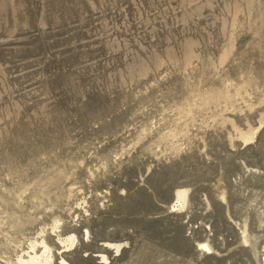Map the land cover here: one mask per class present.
<instances>
[{
	"label": "rangeland",
	"instance_id": "1",
	"mask_svg": "<svg viewBox=\"0 0 264 264\" xmlns=\"http://www.w3.org/2000/svg\"><path fill=\"white\" fill-rule=\"evenodd\" d=\"M43 238L264 264V0H0V264Z\"/></svg>",
	"mask_w": 264,
	"mask_h": 264
},
{
	"label": "bare ground",
	"instance_id": "2",
	"mask_svg": "<svg viewBox=\"0 0 264 264\" xmlns=\"http://www.w3.org/2000/svg\"><path fill=\"white\" fill-rule=\"evenodd\" d=\"M243 138L248 140L249 135L244 134ZM250 139H252L250 137ZM189 190L188 189H180L176 193V206H174L177 210H183L188 201ZM59 226L55 225L53 227V231L57 232ZM89 232H87L88 234ZM245 233V231H244ZM90 234V233H89ZM244 235V234H243ZM59 238V244L62 248L67 249L64 253L69 252V248H73L78 242V238L75 235L62 238L61 235H57ZM125 243H114V242H104L102 246L106 249V251H113L117 254V256H121L123 250L126 248ZM204 248V250L208 251L209 254H213L211 251V247L207 243L199 244ZM97 258L103 259L102 264H106L110 262V258L103 253H99ZM61 264H68L63 257L61 258ZM55 263V255L54 249L48 244L45 238L40 241H32L30 243V247L28 251H25L23 254L17 257L16 261H8V264H54ZM5 264V263H4Z\"/></svg>",
	"mask_w": 264,
	"mask_h": 264
}]
</instances>
